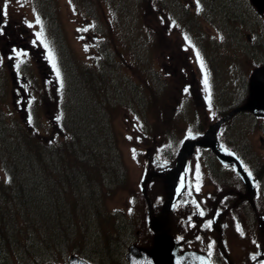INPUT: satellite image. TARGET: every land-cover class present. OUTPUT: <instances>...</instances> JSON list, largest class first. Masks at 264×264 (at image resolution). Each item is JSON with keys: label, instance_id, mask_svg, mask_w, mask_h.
<instances>
[{"label": "rangeland", "instance_id": "rangeland-1", "mask_svg": "<svg viewBox=\"0 0 264 264\" xmlns=\"http://www.w3.org/2000/svg\"><path fill=\"white\" fill-rule=\"evenodd\" d=\"M213 4L216 6L214 13L211 10ZM247 5L240 0H0V23L2 26H7L8 30H12L7 33L8 38L14 36L13 39L4 43V39H1L4 36L3 31V35H0V76L3 79L8 78L3 110L5 118L11 120L14 117L19 122L24 121L26 125L33 121L45 132V125L50 126L49 115L52 113L53 121L58 125L50 100L52 97V101L61 97L59 93L61 76V92L64 95L62 106L68 111L64 125H67L69 129L73 125H106L104 122H106V116L110 117L111 109L110 91L107 90L105 92L108 93L104 94L105 92L91 90L93 87L86 79V73L84 72L83 75L81 73L82 65L93 63V57L99 55L98 46L106 52L111 48L117 52L113 58L116 67L111 69V74L101 70L103 69L101 66L91 69L87 74L98 87H101L103 83L121 80L128 85L137 83L135 92L138 88L146 89L141 80H138L139 78L147 75L153 81L151 74L147 73L156 72L158 82L162 83L164 89L157 93L151 85L149 90L145 91L143 99H137L134 103L131 98L134 92L129 96L125 95L121 82L118 83L115 91L116 98L126 104L122 103V107L111 112L116 135L114 146L121 155L128 179L123 183L124 187L121 185L113 187L105 201L101 199L94 204L87 203L82 207H76L77 214L74 208L63 210L59 220L66 218L67 215H70L69 219L73 215L80 216L81 219L80 222L73 223L70 230L67 229L68 241L58 244L57 247L61 252L50 251L52 257L56 253L61 257L73 246H79L84 253L97 262L106 263L109 260L112 264H124L121 263V256H119L121 251L117 245L112 249L109 258L103 256L105 246L110 239V242H117L112 237L113 227L116 230L119 229L121 239L128 234L132 238L136 236L138 240H144V244L152 241L153 234L150 232L147 219L150 213L157 215L160 212L166 195L163 180L159 177L153 178L151 181L153 185L145 186L144 191L143 180L148 178L153 170H162V165L165 169L175 165L176 147L173 148L174 154L172 153L169 161L162 156L172 145L169 137H164L165 132L176 136L177 141L181 137L182 142L196 138L198 134L190 129L198 127V124H201L200 127L207 128L217 119V113L220 110L226 109L237 102L236 100H241L249 75L257 66V62L264 57V24L260 22L255 26L252 23L251 17H256V11ZM183 7L192 8L191 14H198L202 22L205 18H210L214 21L213 32L222 35L219 42L226 39L224 43L228 45L220 48L225 58L220 55L221 57L213 61L216 64L213 66L216 82L207 65L209 62L207 55L200 51L203 57L195 52L194 43H205L203 41L205 36L201 34L203 40H194L185 28L182 29L177 25V17L181 19L179 9ZM224 8L230 13L231 18H238L233 20L235 22H230L229 26L223 24L222 19L214 16V14L223 16ZM86 13H90L94 18L89 19ZM253 22L258 21L253 19ZM202 25L207 27L204 23ZM221 27L224 30V37ZM209 31L211 30L207 27V32ZM38 33L42 35H37ZM247 33H250L251 38L252 34L255 35L256 46L244 44L251 40L247 37ZM19 42L21 46L15 50L14 46H19ZM255 47L260 50L258 55L253 52ZM19 50L21 54L17 58L15 54ZM49 50L55 58L56 67H53V62L49 58ZM181 52L188 54L191 69L184 66L179 68L177 65ZM240 54H245L247 57ZM226 58L230 61L225 60ZM188 59L186 58L185 63ZM7 60L10 62L8 68ZM143 60L146 67L144 69L142 68ZM201 61L203 67H201ZM228 62L233 65L228 66L226 64ZM59 68L60 75H57ZM92 71L103 72V74H100L101 77H96L92 75ZM14 76L17 80L15 88L18 90V97L16 99L13 96V98L17 106L13 105L12 98ZM205 76L208 80L207 85ZM209 85H212L213 97L214 92L216 93L214 97V99L218 98L216 102L210 98ZM134 87L132 85V88ZM2 88L0 82V91ZM105 88L112 91L110 84H107ZM225 88L229 89L228 93L223 91ZM20 89L26 93H21ZM3 92H5L4 88L0 96ZM24 94L25 97H23ZM47 96L48 105H46ZM146 98L149 99L148 102ZM131 103H134L132 108L135 109V113L129 110ZM21 105H25L28 122L20 117L25 112L22 111ZM1 115L0 110V117ZM1 119L4 118L1 117ZM112 119H109L110 122ZM3 122L7 123V120ZM151 127L156 128L158 134L154 139L149 140L148 134ZM225 136H229L236 147L238 146L245 154H255L264 160V121H258L250 114L238 115L226 126ZM3 156L9 158L6 153H3ZM9 161L10 165H14L11 158ZM199 167L196 163L197 170L191 174L194 183L197 182ZM5 168L4 164L0 163V174H5L3 170ZM34 178L32 176L29 180L32 188ZM188 188V191H185L180 198L177 211L171 215L170 231L179 236L185 248L206 247L201 243L202 238H197V233H190L191 224L194 226L195 223L196 225L202 223L200 219L204 218L213 225L210 227L211 230L200 226V231L211 232L208 235L215 234L220 240L219 250H213L214 254L217 252L220 257L221 255L226 257L230 253L229 264H251L252 262H248L249 255L259 233L257 216L259 213L264 216V184L259 195L256 194V201H261L256 202L255 207L248 195L244 206L238 208L239 216L245 218L243 224L247 225L246 232L242 230V227L240 228L239 224L233 222L228 214L233 225L230 228L219 209L216 210L217 215H213L214 219L210 212L209 215L202 216L204 209L198 201L207 203L208 195L217 194L210 188L201 191L194 187L192 182L190 184L189 180ZM94 197H97L96 193ZM188 199L191 203L189 202L185 210H182ZM49 215L51 220H47L48 224L55 226L57 223L55 218L52 214ZM138 225L140 227L136 228ZM65 226L64 224L63 229ZM261 232L259 237L262 246L264 230L262 229ZM14 237V240L19 243L18 246L9 243L7 248L11 253L5 264H13L12 254L17 253L19 244H23L20 243V238H17V231ZM37 240L38 235L34 233L32 241ZM205 241L208 246L210 238L205 237ZM25 244L29 245V242ZM206 249L208 250L207 247ZM27 260L31 261L29 259L25 261ZM2 263L0 261V264Z\"/></svg>", "mask_w": 264, "mask_h": 264}, {"label": "trees", "instance_id": "trees-1", "mask_svg": "<svg viewBox=\"0 0 264 264\" xmlns=\"http://www.w3.org/2000/svg\"><path fill=\"white\" fill-rule=\"evenodd\" d=\"M101 58L104 59L103 62H97L96 66L83 65L81 73L82 75L86 73V79L93 87L89 86L91 90L104 92L109 90L105 86L110 84L113 95L118 83L121 82L122 86H127L130 95L133 94L138 86L137 83L128 85L125 81L115 80L98 87L88 78L87 74L93 68L101 66L103 68L101 70L109 74L112 72L111 67L115 69L116 66L110 65L108 58L102 55ZM100 74L102 75L103 72L92 71L93 76L101 77ZM147 74L153 76V81L147 75L146 78L138 79L146 89L138 88L134 92L131 96L134 103L137 99H143L145 91H148L151 85L157 93L164 90L162 83L158 82L156 72ZM132 85L135 87L132 88ZM106 93L108 92L104 94ZM148 101L149 99L146 98V102ZM228 123L230 122H226V125ZM13 126L14 131L9 125H4L0 119V154H8V159L1 156L7 167L10 166V158L14 161V165L8 168L12 176L11 182L9 180L0 182V256H2L0 261L3 262L2 264L7 262L11 253L7 248L9 243L18 246L19 242L14 240V233L17 231V238H20V243L23 244H19L17 253L12 254L13 264H22L26 259L31 261L27 260L24 264H44L53 258L50 251L61 252L57 247L58 244L68 241L67 229L70 230L73 223L80 222V216L73 215L69 219L70 215H67L69 221L66 224L67 228L63 229V225L60 226L59 223V216L63 210L74 208L77 214L76 207H82L87 203L94 204L101 199L105 201L113 187L125 186L123 183L127 181L128 174L123 168L121 155L114 146L115 139L111 125H73L71 129L67 125H55L62 126L58 142L48 139L39 131L29 133L24 125H19L17 128ZM64 127L67 128V133L62 135ZM157 134L158 130L151 127L149 140L154 139ZM168 134L169 132H165L164 137ZM32 176L35 177L33 188L29 181ZM49 214L55 218L57 222L55 226L48 224L47 220H51ZM66 218L62 219L63 223ZM139 227L138 225L136 228ZM131 229L133 230V227ZM112 230L114 232L112 237L118 240L112 241L111 244L117 245L119 251L128 241L145 243L144 240H138L136 236L132 238L128 234L121 239L119 229L113 227ZM34 233L38 235L36 242L32 241ZM28 242L29 245L25 244ZM75 247L76 250L79 249V246ZM110 254L112 253L105 249L103 256L107 258ZM54 257L59 258V255L56 253Z\"/></svg>", "mask_w": 264, "mask_h": 264}, {"label": "water", "instance_id": "water-1", "mask_svg": "<svg viewBox=\"0 0 264 264\" xmlns=\"http://www.w3.org/2000/svg\"><path fill=\"white\" fill-rule=\"evenodd\" d=\"M252 1L260 12L264 10V0ZM240 111H250L255 115L264 116V65L252 74L249 82V96L242 106L233 109L212 124L202 138L190 139L183 143L176 166L165 177L167 200L160 214L152 217L150 221V227L154 231V245L152 248L132 245L127 255L129 264H213L205 254L195 251L179 252V245L170 235V212L180 193L177 181L181 179L184 182L188 156L194 152L196 146L211 148L223 163H232L245 179L252 180L251 174L244 169L238 156L222 148L217 141V131L222 122ZM261 226L264 227V219L261 221ZM70 263L87 264L75 257Z\"/></svg>", "mask_w": 264, "mask_h": 264}, {"label": "flooded vegetation", "instance_id": "flooded-vegetation-1", "mask_svg": "<svg viewBox=\"0 0 264 264\" xmlns=\"http://www.w3.org/2000/svg\"><path fill=\"white\" fill-rule=\"evenodd\" d=\"M242 3L248 4V7L254 8L253 5L251 4L250 0H240ZM246 1V2H245ZM225 5V4H223ZM212 11L213 13L216 12V6L213 4L212 5ZM255 9V8H254ZM223 11V16H219L217 14H214V16L219 17L220 19L223 20V24H226L229 26L230 21L234 19H238L236 17L231 18L230 13L224 8L222 9ZM227 12H226V11ZM256 10V9H255ZM253 19H256L258 22H253ZM252 23L257 26L260 22V15L259 13L257 14L256 12V17H251ZM214 21H212L210 18H207L206 25L207 27L211 30L208 32V38L205 40V43H203V51L207 55V57H218L220 55L224 57L223 53L220 51L221 46H226L228 45L227 43H224V41L219 42V39L222 37V35H218L217 33L213 32V28L215 27L213 25ZM1 27V26H0ZM222 29L223 37H224V30ZM3 30H5V27H3ZM191 33H193L195 36H197V24L193 23L191 25ZM227 37V36H226ZM249 39H251L250 35H248ZM246 46H251L254 45L256 46V43L253 40H248L244 43ZM253 52L258 53V48L255 47ZM180 60L177 62V65H179V68L184 66L186 68L191 69V65L189 63L188 59V54L181 52V55H179ZM186 58L188 59L187 63H185ZM227 61V58L225 59ZM228 66L233 65V63L228 62L226 63ZM207 65L209 66V70L213 73L214 68L213 66L216 65L215 63L208 62ZM182 71V68H181ZM187 71V70H186ZM183 80V79H182ZM210 153L206 155H199L200 158H206L209 162V166L211 169H208L206 172L210 173L209 177V187L213 191H223L228 197V199L233 203L235 207L242 206L245 203L246 197L249 195L252 199V202H260L256 201V194L257 196L261 192L262 185L264 184V160L262 158H258L257 155L255 154H243L239 155L241 160L244 162L246 168L253 174V190L250 192L241 178V176L234 170L232 165H223L221 162H219L216 158V156L209 150ZM198 156V155H197ZM216 159V160H215ZM194 171H191V174ZM192 177V175H191ZM188 184V182H187ZM191 184V181H190ZM240 197V199L238 198ZM245 198V199H244ZM240 203V204H237Z\"/></svg>", "mask_w": 264, "mask_h": 264}, {"label": "bare ground", "instance_id": "bare-ground-1", "mask_svg": "<svg viewBox=\"0 0 264 264\" xmlns=\"http://www.w3.org/2000/svg\"><path fill=\"white\" fill-rule=\"evenodd\" d=\"M122 87H123V91H124L125 95L129 96L130 93H129V91H128L127 86H126V87H125V86H122ZM116 89H117V88H116ZM115 91H116V90H115ZM109 119H110V118H106L105 120H107L108 122H110ZM223 206H224V213H225L226 215H228V214H230V213L232 212L233 207H232V205H231L230 203L226 202V203L223 204ZM223 206H222V207H223Z\"/></svg>", "mask_w": 264, "mask_h": 264}, {"label": "snow or ice", "instance_id": "snow-or-ice-1", "mask_svg": "<svg viewBox=\"0 0 264 264\" xmlns=\"http://www.w3.org/2000/svg\"><path fill=\"white\" fill-rule=\"evenodd\" d=\"M6 7V6H5ZM37 22L39 23V20H37ZM37 35H42V33H38ZM45 47H47V44H45ZM199 55V54H198ZM49 58L52 60L53 62V67H56V64H55V58L54 56H52L51 54V50H49ZM201 67H203V62L201 61ZM57 75H59V69H57ZM208 83V80H207V76H205V84L207 85ZM203 214V213H201ZM211 223V222H209Z\"/></svg>", "mask_w": 264, "mask_h": 264}]
</instances>
